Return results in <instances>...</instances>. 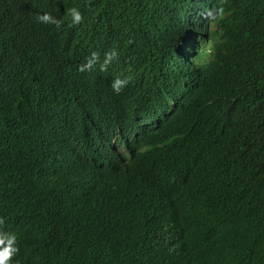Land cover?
I'll use <instances>...</instances> for the list:
<instances>
[{
	"label": "clouds",
	"instance_id": "clouds-1",
	"mask_svg": "<svg viewBox=\"0 0 264 264\" xmlns=\"http://www.w3.org/2000/svg\"><path fill=\"white\" fill-rule=\"evenodd\" d=\"M47 1L0 0V264H96L104 251L110 254V264H202L207 247L191 249L188 244L180 254L168 256L159 254L157 247L183 225L175 206L205 218L214 234L224 219L217 188L193 175L192 167L175 162L179 152L172 148L169 155L163 154L158 176L164 181L157 187L139 161L130 160L141 144L152 151L155 145L161 149L159 137L198 127L195 133L204 140L213 135L230 138L224 147L230 152L228 162L239 159L256 171L254 157L262 153L248 151L264 130L252 129L251 124L257 116L264 127V101L256 106L251 87L264 80V60L256 64L259 57L264 59V40L239 22L228 24L224 15L203 9L195 24L220 30L221 46H227L230 57L228 67H220L218 51L208 45L166 37L138 63L112 51L85 72L90 92L113 101L109 106L89 115L87 106H75L72 100L66 113L59 107L38 110L32 125L22 120L24 114L30 116L21 102L26 93L10 75L16 70L39 71V51L11 36L14 28L32 33L59 19L62 12H50ZM73 20L79 22L74 16ZM152 60L161 62L156 65L161 83L151 85L142 71ZM177 60L188 63L192 74L200 73L194 89L176 82L188 77L187 70L180 76L165 74L164 64ZM167 78L175 83H165ZM160 97L167 99L147 100ZM194 100L208 106L209 119L188 122L178 114ZM215 119L228 128L218 133ZM253 178L264 198V187H259L264 169ZM147 189L168 207L159 216L143 206ZM141 217L151 230L144 256L135 250ZM235 249L233 240L219 247L215 261L231 257Z\"/></svg>",
	"mask_w": 264,
	"mask_h": 264
},
{
	"label": "trees",
	"instance_id": "trees-1",
	"mask_svg": "<svg viewBox=\"0 0 264 264\" xmlns=\"http://www.w3.org/2000/svg\"><path fill=\"white\" fill-rule=\"evenodd\" d=\"M77 1H47L49 11L56 15L62 12V16H66L64 17L66 20L61 16L62 18L51 21L32 33H21L18 29H13L11 36L13 40L22 38L21 42H25L26 46L39 51L37 62L39 71L31 74L27 70H16L10 75L13 80L21 83L24 93L25 89L29 90L26 91V98L22 103L30 116L24 114L22 120L32 125L36 121L38 110L59 107L66 113L69 108L67 103L72 100L75 106H87L89 115H96L99 108L109 106L113 101H103L94 97L90 92L85 80V72L94 61L112 51H121L129 61L138 63L147 56L157 40L166 37L193 44L208 45L218 51L220 67H228L230 57L228 50H225L228 49L227 46H221L220 30L207 31L195 24L203 9L224 15L228 24L239 22L238 24L248 29L249 33L260 34V40H264V0H241V3L234 0ZM78 9H81L80 12ZM69 13L70 15H68ZM73 14L76 19L79 18L78 20L81 21L75 22ZM69 16L71 17L69 18ZM67 26L70 27L67 28ZM77 31L80 32L77 33ZM263 60L259 57L256 64ZM168 63H163L168 67V72L165 74L170 71V75L180 76L181 70H187L188 77L184 80H181L180 77L176 81L180 86L191 87L200 76V73L196 71L191 73L188 63H180L178 60ZM157 64H161V62L152 60L148 67L143 68L142 71V77L151 85L160 82L159 75L161 73L156 67ZM165 83L175 82L171 78H167ZM158 91L153 90L152 93ZM165 92H170V88ZM159 93L162 92L159 91ZM251 93L252 100L256 99V106L260 107V103L264 101L263 79L256 80L251 87ZM155 99L164 102L167 98L147 100ZM194 105L196 106L193 107ZM178 114L185 117L188 122H199L202 119H209L211 111L202 101L194 100L190 106L179 111ZM260 120L261 118L257 119V116L254 118L251 124L252 129L255 127L264 130V127H260ZM213 123L218 133L228 128L225 121L215 119ZM230 128L233 130V127ZM195 130L191 132L186 130L184 133L171 136L167 133L166 136L159 137V142L163 146L161 149L155 145V150L152 151L150 146L141 144L137 150V156L134 155L130 161L138 160L139 168L153 176L157 187L164 181L158 176L161 161L164 160L163 154L169 155L170 148L177 150L179 157L174 159L175 162L192 167L196 170L193 175L217 188L224 219L214 228V234L211 235L205 218L175 206L179 220L183 225L174 229L170 235H166L165 242L158 245L157 252L162 256L180 254V249L189 244L191 249L207 247L204 256L200 258L202 264H264V205H262L264 198L259 195L253 178L256 172L264 169V135L255 137L254 145L248 151L251 154L262 153L255 155L254 159L258 168L253 171L243 166L239 159L231 163L228 162L230 152L224 147L230 138L221 139L217 135H213V139L204 140L196 135ZM76 131L81 132L79 129ZM195 183L204 186L200 181H195ZM259 187H264V178L260 179ZM150 191L147 189L146 194ZM143 206L153 212L155 216H159L161 212L168 209L162 197L153 193L147 195ZM137 229L138 239L135 250L143 255V248L151 236V230L144 217L139 219ZM223 238H231V240L227 241ZM232 240L236 247L232 256H224L219 259V262L215 261L219 247L227 245ZM96 264H110V254L102 252Z\"/></svg>",
	"mask_w": 264,
	"mask_h": 264
},
{
	"label": "bare ground",
	"instance_id": "bare-ground-1",
	"mask_svg": "<svg viewBox=\"0 0 264 264\" xmlns=\"http://www.w3.org/2000/svg\"><path fill=\"white\" fill-rule=\"evenodd\" d=\"M69 1H70V0H69ZM76 1H77V0H76ZM77 2H78V1H77ZM82 2H83V1H82ZM90 2H91V1H90ZM80 3H81V2H80ZM84 3H85V2H84ZM72 4H74V3H72ZM69 5H70V3H69ZM74 5L77 6V4H74ZM88 5H89V3H88ZM67 6H68V5H67ZM80 6L82 7V5H80ZM68 7H69V6H68ZM83 7H84V6H83ZM85 8H86V6H85ZM83 9H84V8H83ZM90 9H91V8H90ZM70 10H71V9H70ZM78 10H79V9H78ZM80 10H81V9H80ZM80 10H79V12H80ZM73 11H74V8H73ZM83 11H84V10H83ZM93 11H94V10H93ZM79 12H78V13H79ZM90 12H91V11H90ZM66 13H68V12H66ZM82 13H84V12H82ZM204 13H205V10H204ZM196 14H197V13H196ZM65 15H66V14H65ZM68 15H70V13H69ZM68 15H67V16H68ZM79 15H80V14H79ZM61 16H62V15H61ZM73 16H75V15L73 14ZM80 16H81V15H80ZM80 16H79V17H80ZM62 17H63V16H62ZM62 17H60V18H62ZM64 17H66V16H64ZM64 17H63V19L66 20V18H64ZM70 17H71V16H69V18H70ZM84 17H85V16H84ZM77 18H78V16H77ZM63 19H62V20H63ZM67 19H68V18H67ZM78 19H79V18H78ZM82 19H83V18H82ZM68 20H69V19H68ZM83 20H84V19H83ZM60 21H61V20H60ZM71 21H72V20H71ZM79 21H81V20H79ZM62 22H63V21H62ZM72 22H73V21H72ZM52 23H53V22H52ZM83 23H84V22H83ZM55 24H56V23H55ZM61 24H63V23H61ZM64 24H65V23H64ZM67 24H71V23H67ZM73 24H74V23H73ZM73 24H72V25H73ZM81 24H82V22H81ZM58 25H59V24H58ZM83 25H84V24H83ZM48 26H49V25H48ZM55 26H57V25H55ZM65 26H66V25H65ZM76 26H77V25H76ZM53 27H54V25H53ZM61 27H62V26H60V28H61ZM68 27H70V26H67V28H68ZM80 27H82V26H80ZM80 27L78 28V30L80 29ZM48 28L50 29V27H48ZM54 28H55V27H54ZM56 28H57V27H56ZM76 28H77V27H76ZM83 28H85V27L83 26ZM57 29H59V28H57ZM61 29H62V28H61ZM52 30H53V29H52ZM72 30H73V29H72ZM56 31H58V30H56ZM64 31H65V30H64ZM74 31H75V29H74ZM58 32H59V31H58ZM68 32H69V31H68ZM78 32H80V31H77V33H78ZM82 32H84V31H82ZM54 33H55V32H54ZM65 33H67V32H65ZM72 33H73V32H72ZM63 34H64V32H63ZM74 34H76V33H74ZM80 34H82V33H80ZM62 36H63V35H62ZM62 36H59V37L63 38L64 36H63V37H62ZM80 37H81V36H80ZM80 37H79V38H80ZM51 38H52V37H51ZM66 38H67V37H66ZM75 38H76V37H75ZM85 38H86V37H85ZM77 39H78V38H77ZM51 40H52V39H51ZM58 41H59V40H58ZM77 41H78V40H77ZM50 42H51V41H50ZM50 42H48V43H50ZM60 42H61V41H60ZM60 42H58V43H60ZM62 42H63V41H62ZM73 42H74V41H73ZM75 42H76V40H75ZM46 43H47V41H46ZM51 43H52V42H51ZM51 43H50V44H51ZM52 44H53V43H52ZM62 44H63V43H62ZM69 44H71V43H69ZM46 45H49V44H46ZM66 45H67V44H66ZM66 45H65V46H66ZM45 48H46V47H45ZM66 53H67V52H66ZM260 59H261V57H260ZM44 62H45V61H44ZM168 62H170V61H168ZM45 63H46V62H45ZM43 64H44V63H43ZM41 65H42V64H41ZM47 65H48V64H47ZM38 66H39V65H38ZM46 67H47V66H46ZM40 68H41V67H40ZM42 71H43V70H42ZM41 74H42V73H41ZM28 75H29V74H28ZM39 76H40V75H39ZM53 76H56V75H53ZM10 77H11V76H10ZM35 78H36V76H35ZM54 78H55V77H54ZM57 78H58V77H57ZM37 81H39V80H37ZM40 81H41V80H40ZM59 82H60V81H59ZM38 83H39V82H38ZM196 85H197L196 83L193 84V89L196 87ZM27 86H28V85H27ZM34 87H35V86H34ZM34 87H33V88H34ZM188 87H189V86H187V88H188ZM28 88H29V87H28ZM36 88H37V86H36ZM29 89H30V88H29ZM25 90L27 91L28 89H25ZM50 90H51V89H50ZM50 90H49V91H50ZM54 90H55V89H54ZM56 90H57V89H56ZM26 91H25V93H26ZM28 91H29V90H28ZM32 91H33V90H32ZM57 91H58V90H57ZM191 91H192V89H191ZM34 92H35V91H34ZM34 92H33V93H34ZM35 93H36V92H35ZM26 94H27V93H26ZM30 94H31V93H30ZM31 96H32V95H31ZM34 98H35V97H34ZM57 98H58V97H57ZM57 98H56V99H57ZM75 98H76V97H75ZM75 98H74V100H75ZM37 99H38V98H37ZM56 99H55V100H56ZM19 100H21V99H19ZM42 100H43V98H42ZM52 100H53V99H52ZM21 102H23V101H21ZM35 102H36V101H35ZM23 103H24V102H23ZM30 105H31V104H30ZM51 105H52V104H51ZM45 106H46V105H45ZM45 106H44V107H45ZM27 107H28V106H27ZM47 107H49V106H47Z\"/></svg>",
	"mask_w": 264,
	"mask_h": 264
}]
</instances>
